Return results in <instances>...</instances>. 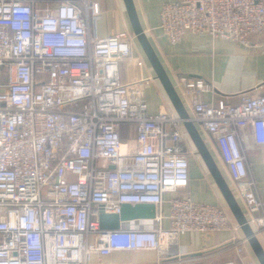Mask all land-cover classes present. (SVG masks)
<instances>
[{"label": "built area", "instance_id": "1", "mask_svg": "<svg viewBox=\"0 0 264 264\" xmlns=\"http://www.w3.org/2000/svg\"><path fill=\"white\" fill-rule=\"evenodd\" d=\"M100 15L91 0H0V264H88L120 251L163 258L180 235L231 228L225 209L191 200L182 122L148 111V80L122 83L134 37H98ZM159 29L171 47L187 34L248 46L264 39V0H178L161 8ZM178 83L264 244L249 160L250 148L264 150V95L209 104L200 99L206 82ZM125 204L153 205L155 217L101 231L99 215Z\"/></svg>", "mask_w": 264, "mask_h": 264}, {"label": "crops", "instance_id": "2", "mask_svg": "<svg viewBox=\"0 0 264 264\" xmlns=\"http://www.w3.org/2000/svg\"><path fill=\"white\" fill-rule=\"evenodd\" d=\"M91 1L98 3L101 10L96 22L98 37L118 34L134 36L123 0ZM176 1L178 0H132L141 28L190 118L193 117L191 98L183 95L178 83L180 76L188 80L201 79L209 85L210 92L202 93L200 97L204 103L216 104L220 100H225L235 106L243 96L264 95V39L251 38L250 45L244 46L223 39L211 40L205 35L187 34L178 45L171 47L159 29V15L165 4ZM133 58L119 64L122 83L131 85L139 80H148L143 89L148 111L156 113L161 109L177 116L136 40ZM135 59H142L144 65L141 68L137 67ZM128 129L127 125L121 129L124 138L128 136ZM200 135L229 185L230 180L211 139L201 133ZM183 143L190 154L188 190L191 200L225 209L231 228L214 234L191 232L180 235L175 240L176 245L171 255L166 254L163 258H159L152 251H120L108 256H93L88 264H259L240 228L234 230L238 225L186 132ZM249 143L252 145L251 138ZM249 160L264 203L262 147L250 148ZM237 203L244 213L240 203L238 201ZM167 212L168 207L165 205L163 213L167 215ZM169 226L170 222L165 219L162 227L168 229ZM258 240L264 248L262 240ZM169 241L168 238L163 239L164 246Z\"/></svg>", "mask_w": 264, "mask_h": 264}, {"label": "water", "instance_id": "3", "mask_svg": "<svg viewBox=\"0 0 264 264\" xmlns=\"http://www.w3.org/2000/svg\"><path fill=\"white\" fill-rule=\"evenodd\" d=\"M125 10L128 15L129 23L132 28L133 35L145 54L150 66L152 67L156 79L161 83L168 99L170 100L177 117L181 120L182 126L194 145L197 154L203 161L209 174L211 175L216 187L221 193L228 209L233 218L235 219L238 227L242 231L246 242L250 246L253 254L255 255L259 264H264V248L260 241L255 236L251 226L249 225L241 207L233 196L227 182L225 181L221 171L207 149L200 133L193 124L189 114L187 113L180 97L178 96L173 84L165 73L157 55L155 54L147 36L143 32L141 25L138 21L135 8L132 0H123ZM155 208L150 204H140L131 206L125 204L121 207L119 215L103 214L101 213L98 218L99 229L101 231H113L120 228V223L130 222L136 220L154 219Z\"/></svg>", "mask_w": 264, "mask_h": 264}, {"label": "rangeland", "instance_id": "4", "mask_svg": "<svg viewBox=\"0 0 264 264\" xmlns=\"http://www.w3.org/2000/svg\"><path fill=\"white\" fill-rule=\"evenodd\" d=\"M133 37H134V36H133ZM134 38H135V37H134ZM135 40H136V39H135ZM135 40H134V41H135ZM254 168H255V167H254ZM231 189L234 191V189L232 188V186H231Z\"/></svg>", "mask_w": 264, "mask_h": 264}, {"label": "bare ground", "instance_id": "5", "mask_svg": "<svg viewBox=\"0 0 264 264\" xmlns=\"http://www.w3.org/2000/svg\"><path fill=\"white\" fill-rule=\"evenodd\" d=\"M134 40H135V38H134Z\"/></svg>", "mask_w": 264, "mask_h": 264}]
</instances>
